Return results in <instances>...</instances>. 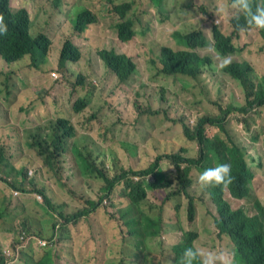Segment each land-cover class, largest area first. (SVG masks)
<instances>
[{"label": "trees", "instance_id": "trees-1", "mask_svg": "<svg viewBox=\"0 0 264 264\" xmlns=\"http://www.w3.org/2000/svg\"><path fill=\"white\" fill-rule=\"evenodd\" d=\"M36 1L17 0V7L12 10L13 0H0V16H11L19 11L23 22L20 41L33 52L35 62H57L56 69L60 71V75L54 88L61 86L70 76L75 77V93L79 87L84 86L87 73L96 68L93 60L85 57L82 50L84 44H90L96 52L98 62H102L124 84L138 75L141 69L149 72L153 68L156 77L172 76L179 71L196 75L202 67L219 66L220 56H236L233 63L221 69L237 81L245 95V104L242 105L237 100L228 104L216 102V107L206 110L193 127L181 121L186 138L197 142L196 157L187 156L186 148H181L178 152L157 154L148 166L139 169L127 168L115 162L108 165L104 159L95 158L91 151L81 148L76 139V128L68 117H61L58 127L55 122L60 117L47 124H34V128L27 130L26 144L36 150L50 174L62 172L63 154L72 150L79 174L104 183L101 187L103 195L99 201L90 199L88 206L72 214L60 212L64 224L88 217L104 198L110 197L115 188L120 186L115 184L125 180L126 183L122 185L123 195L128 204L116 208V214L123 223L120 235L123 241L132 240L134 250L129 255L136 259L137 264H152L150 261L142 263L141 253L149 254V244L168 231L166 225L161 224L164 223L165 207L177 201L174 207L176 224L173 225L183 231L180 217V199L183 195L189 198L187 220L193 221L196 217L195 199L189 194V188L193 184L192 170L196 168L203 172L210 159L225 157L232 161L234 173L229 195L236 200L249 198L257 210L250 214L253 211L247 213L243 207H233L224 196L225 185L207 187L217 205L215 223L219 241L227 236L228 252L232 258L226 264H264V204L251 193V189L261 181V175L255 171V164L261 167L262 160L243 145L229 126L232 118L237 120V115L243 114L247 118L249 113L264 107V76H257L254 69L257 64L255 62H264V42L259 47L236 43L240 29L248 26L245 13L232 6L233 0H148L145 7L122 3L121 0H92L88 4L87 13L86 6L80 10L76 24L62 25L59 28L55 36L58 46L47 52L37 46V38L28 31L31 18L29 8ZM39 1L44 12L52 8L48 18L54 11L60 10L57 0ZM203 2L212 6V26H209L210 29L193 49L174 50L168 43H172L179 33L189 30L190 19L175 25L166 22L168 13L173 9L178 15H194L192 13ZM249 4L251 10L255 11L258 4L264 7V0H249ZM93 8L96 9V15ZM116 9L122 13L121 16L118 14L107 17ZM6 10L10 11L6 13ZM217 15L223 16L224 22L229 23L230 31L226 33L215 23ZM149 19L159 22L163 28L153 32L152 27L147 24ZM113 29L115 36L110 39L108 36H111ZM118 41L125 43L124 49L118 46ZM3 45L0 42V46ZM184 57H189L188 62L180 61ZM92 102V90L83 95L78 94L70 111L83 112ZM207 127H216L219 132L209 136ZM10 156L0 149V227L9 232H12V228L15 230L12 238L8 233L4 234L11 239L6 247L0 243V264H15L11 259L18 251L21 252L20 260L25 264H49V250H45L40 260H25L23 249L15 244L35 242L38 238L58 242L60 233L53 232V213L36 196L27 195L31 191L17 176ZM164 160L168 162L166 167L163 165ZM108 169H113L114 173L111 174ZM174 184L178 187L174 188ZM148 190L160 191L148 202ZM37 191L42 194L47 205L52 207L47 193L42 189ZM34 204L41 208L43 214L47 215L46 218L36 216ZM9 224H13V227L7 226ZM198 237L196 231L186 232L179 242L169 246L175 254L171 264H180L185 248H200L201 245H195ZM210 245L214 247L216 244ZM6 250L11 251L12 256H8ZM123 252L121 251L122 254ZM194 264H200L199 260Z\"/></svg>", "mask_w": 264, "mask_h": 264}, {"label": "rangeland", "instance_id": "rangeland-1", "mask_svg": "<svg viewBox=\"0 0 264 264\" xmlns=\"http://www.w3.org/2000/svg\"><path fill=\"white\" fill-rule=\"evenodd\" d=\"M70 1L76 3L71 10ZM16 2L13 0L12 10L17 7ZM61 5L67 16L70 10V21L74 20L76 10H82L86 3L82 0H57V7ZM33 7L30 32L36 35L45 27L52 8L44 12L39 0ZM220 23L227 28L226 22L220 20ZM147 24L153 32L163 28L162 24L150 19ZM117 44L124 49L125 43L118 41ZM82 50L85 57L93 60L96 68L87 73L85 84L79 87L77 93L73 90L74 76L54 88L60 75L56 69L57 62H17L10 66L0 62V149L11 155L17 176L31 191L27 195L36 196L53 213V232L60 233V240L49 242L47 247L37 246L33 242L15 244L23 249L25 260H40L45 250H49V264H137L136 259L129 255L134 250L133 242L131 239L123 241L120 235L123 223L116 214L118 206L128 204L123 195V186H117L113 194L104 198L88 217L77 223L64 224L60 212L72 214L88 206L90 199L99 201L104 183L79 174L72 150L63 154L62 172L50 174L36 150L26 144L27 130L34 128L36 123L47 124L50 120L68 117L76 128V139L81 148L91 151L95 158L104 159L108 165L115 162L127 168L139 169L148 166L157 154L174 153L181 148H186L187 156L196 157L197 142L186 138L181 121L193 127L206 110L216 107V102L228 104L237 100L238 104H245L244 91L218 66L206 69L197 80L181 74L156 77L152 68L149 72L141 69L128 83H120L102 62H98L90 44H84ZM255 63L257 76H264V62ZM53 71L57 77L52 75ZM90 90L93 93L91 106L80 113L70 111L76 96ZM246 116L249 117L237 115V120L232 118L229 126L243 145L262 160L261 167L255 164L261 181L251 189V193L264 204V107ZM218 132L216 127H207L209 136ZM167 164V160H164L163 165ZM108 170L114 173L113 169ZM198 171L196 168L192 170L193 184L189 188V194L196 203L193 221L187 220L189 198L183 195L180 199L183 231H196L199 234L196 246L215 243L212 251L223 254L225 261L231 260L227 236L219 241L215 223L217 205L207 188L198 183ZM173 187L178 186L174 184ZM39 189L47 193L52 207L44 201L37 191ZM159 191H148V202ZM224 196L235 208L243 207L247 213L253 211L250 214L257 212L249 198L236 200L227 189H224ZM176 204L177 201H173L165 207L164 223H161L170 233L149 244V255L156 264L172 263L175 254L169 246L179 242L186 233L173 225L176 224ZM34 208L37 210L36 216L47 217L38 205L34 204ZM7 226L13 227V224ZM7 233L12 238L15 230L12 228V232H9L0 227V243L4 247L11 240L4 236ZM121 251H124L123 254ZM6 252L12 256L11 251ZM20 255V251L16 252L11 261L25 264L20 260Z\"/></svg>", "mask_w": 264, "mask_h": 264}, {"label": "clouds", "instance_id": "clouds-1", "mask_svg": "<svg viewBox=\"0 0 264 264\" xmlns=\"http://www.w3.org/2000/svg\"><path fill=\"white\" fill-rule=\"evenodd\" d=\"M91 1L92 0L85 1L86 13L89 7L88 4ZM147 1L148 0H121L122 3L133 4L137 7H145ZM69 4L70 10L76 6L75 1H70ZM62 5L60 6L59 11H54L52 15L47 18L45 27L36 35L30 32V24L33 19L34 7L29 8L31 18L28 23V31L31 36L37 38V46L47 52L53 51L56 46H58L55 36L58 33L59 28L62 25L76 24L78 21V14H80V9L76 10L74 20L69 21L68 19L70 17V10L69 16H67V12L62 8ZM232 6L245 13L248 24L246 28L240 29V36L237 38L236 43L252 47H259L260 45H262L264 42V7H261L258 4L255 11H252L249 0H233ZM159 9L162 10V8ZM9 11L10 10H6L5 12L8 13ZM93 13L96 15V9L94 8ZM118 14L119 16L122 15L119 9H116L115 12H110L107 17L111 18ZM192 14L194 15H178L173 9H171V11L168 13L166 22L175 25L190 19V22L188 24L189 30L179 33L174 38L172 43L169 44L167 42L168 45L174 50L193 49L200 43L202 37L210 29L209 26H212L213 9L208 2H203ZM220 20L224 22L223 16L217 15L215 18V23L220 25V27L226 33L230 31L229 23L226 22L227 28H224L223 24L220 23ZM22 25V17L21 14H19V11L13 13L11 16H0V42L4 44L3 47L0 46V62H5L9 66L16 64L17 62H35L33 52L29 48L24 46L20 41ZM114 36L115 30L113 29L111 32V37L113 38ZM220 59L221 63L218 67L224 68L228 64L233 63L236 59V56L230 58L220 56ZM188 60L189 57H184L180 61L188 62ZM206 69H208V67H202L196 75L184 73L181 71L175 72L174 75L181 74L197 80ZM52 75H54V77H57L56 72H52ZM59 120H61V117L55 122L57 127L59 126ZM232 167L233 164L230 159H227L225 157H214L209 160L208 166L203 169V172L201 170L198 171V183L201 185V187L204 188L215 185H225L223 188L229 190V188H231L230 185L234 181V173ZM125 183V180H122L116 183L115 186L124 185ZM77 222L78 221H71L68 223ZM168 233L170 232H164L160 238H165ZM33 243L40 247H47L49 245V241L44 238H38ZM213 248L214 247L210 244H202L200 248H185L180 258V264H194V262L197 260H199L200 264H226L224 255L216 251H212ZM148 261H150L152 264H156L149 254L146 255L144 253H141V262L144 263Z\"/></svg>", "mask_w": 264, "mask_h": 264}]
</instances>
